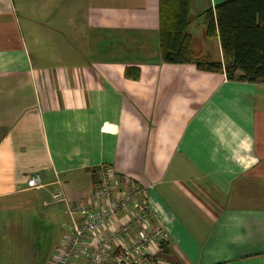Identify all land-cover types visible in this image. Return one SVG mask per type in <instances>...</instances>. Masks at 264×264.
Wrapping results in <instances>:
<instances>
[{
    "label": "crops",
    "instance_id": "obj_1",
    "mask_svg": "<svg viewBox=\"0 0 264 264\" xmlns=\"http://www.w3.org/2000/svg\"><path fill=\"white\" fill-rule=\"evenodd\" d=\"M224 1L190 0L193 59L222 62ZM157 32L158 0H0V264H49L71 227L52 193L76 205L104 171L146 189L159 264H264V85L164 63Z\"/></svg>",
    "mask_w": 264,
    "mask_h": 264
},
{
    "label": "built area",
    "instance_id": "obj_2",
    "mask_svg": "<svg viewBox=\"0 0 264 264\" xmlns=\"http://www.w3.org/2000/svg\"><path fill=\"white\" fill-rule=\"evenodd\" d=\"M104 171L89 198L71 205L61 188L52 193L64 206L71 227L49 264H159L165 233L152 223L146 189ZM30 190L44 187L39 173L25 181ZM59 184V183H57Z\"/></svg>",
    "mask_w": 264,
    "mask_h": 264
},
{
    "label": "trees",
    "instance_id": "obj_3",
    "mask_svg": "<svg viewBox=\"0 0 264 264\" xmlns=\"http://www.w3.org/2000/svg\"><path fill=\"white\" fill-rule=\"evenodd\" d=\"M190 0H158L157 44L161 60L172 65L195 64L223 72L228 80L264 85V0H226L204 12L206 34L216 35L222 62L193 59L190 50ZM164 242L160 243L165 253Z\"/></svg>",
    "mask_w": 264,
    "mask_h": 264
},
{
    "label": "rangeland",
    "instance_id": "obj_4",
    "mask_svg": "<svg viewBox=\"0 0 264 264\" xmlns=\"http://www.w3.org/2000/svg\"><path fill=\"white\" fill-rule=\"evenodd\" d=\"M209 41H212L211 43H213V51H212V53H211V56L213 57V58H215L216 56H217V53H216V46H215V41L213 40V39H209Z\"/></svg>",
    "mask_w": 264,
    "mask_h": 264
}]
</instances>
